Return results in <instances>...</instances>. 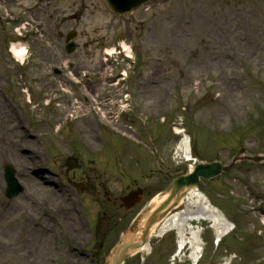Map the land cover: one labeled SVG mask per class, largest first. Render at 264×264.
I'll list each match as a JSON object with an SVG mask.
<instances>
[{
    "label": "rangeland",
    "instance_id": "374dc122",
    "mask_svg": "<svg viewBox=\"0 0 264 264\" xmlns=\"http://www.w3.org/2000/svg\"><path fill=\"white\" fill-rule=\"evenodd\" d=\"M7 2L0 6L1 21L5 13L23 14L36 6L35 0ZM55 9L65 16L83 14L66 24L77 31L79 49L64 52V59L77 62L76 76L85 69L92 77L86 87L72 78L73 72L56 75L49 71L53 65H42L37 38L30 37L22 66L10 53L3 59L1 38L6 33L16 41L18 25L0 22L5 90L0 92L5 115L0 120V264H102L139 207L124 213L118 197L141 187L147 202L187 168L174 154L179 141L174 126L185 127L198 160L226 163L241 145L264 154V0H150L114 20L99 0H51L43 13H25L23 21L43 18L58 29L60 23L51 18ZM132 18L138 33V61L129 80L133 111L118 117L115 103L127 86L103 81L107 69L101 51L116 38L131 41ZM47 99L52 100L48 108ZM23 115L26 128L19 127ZM67 115L73 118L70 127L62 124ZM80 116L86 118L76 121ZM139 137L157 154L148 145H136ZM14 140L31 150L20 151L18 144L11 145ZM37 145L44 165L32 173ZM6 163L17 169L25 186L11 202L4 196ZM198 186L236 224L215 246L209 223H199L206 246L198 264H264V225L260 213L251 210L262 205L264 212V162L241 161ZM78 210L82 216L75 221ZM33 220L40 226L34 227ZM50 226L64 231L58 241L47 231ZM175 239L173 230L154 236L145 258L138 253L124 264H171ZM174 264L190 262L183 257Z\"/></svg>",
    "mask_w": 264,
    "mask_h": 264
},
{
    "label": "water",
    "instance_id": "95a60500",
    "mask_svg": "<svg viewBox=\"0 0 264 264\" xmlns=\"http://www.w3.org/2000/svg\"><path fill=\"white\" fill-rule=\"evenodd\" d=\"M140 1L141 0H132V7H135ZM243 151L244 149L240 148L233 157L232 162L226 166H222L216 161L212 163H200L195 166L193 172L177 178L167 188V197L161 203L153 209L147 208L143 210L137 216L128 231L125 232V239L115 246L105 264H120L125 256L139 248L146 241L150 227L177 203L186 190L194 187L199 176L210 178L221 171L229 169L237 159L242 158L241 153ZM245 158L257 159V157L251 156ZM135 195L136 192H133L125 198L126 201H129L127 206L134 204L135 201L133 198Z\"/></svg>",
    "mask_w": 264,
    "mask_h": 264
},
{
    "label": "bare ground",
    "instance_id": "6f19581e",
    "mask_svg": "<svg viewBox=\"0 0 264 264\" xmlns=\"http://www.w3.org/2000/svg\"><path fill=\"white\" fill-rule=\"evenodd\" d=\"M15 53H20L19 49H14ZM3 111L0 112V120L4 117ZM179 131V128L176 130ZM185 141V156L190 158L187 139ZM183 141V142H184ZM159 202V199L154 198L153 203ZM157 204V203H156ZM192 220H208L215 232L216 240L221 239L231 228L232 224L222 215L221 211L216 209L207 199L206 195L200 190H192L186 198V206L183 210L169 214L158 225L153 234L161 236L170 230H175L177 234V243L179 248L187 242L189 244V254L187 258L196 264L202 253V240L200 239V228L192 226ZM145 251H149L150 247L145 246Z\"/></svg>",
    "mask_w": 264,
    "mask_h": 264
}]
</instances>
